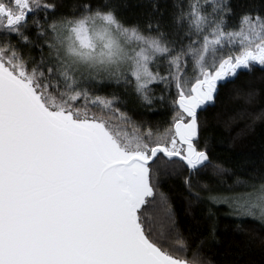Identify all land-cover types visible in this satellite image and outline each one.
<instances>
[{
    "label": "snow or ice",
    "instance_id": "snow-or-ice-1",
    "mask_svg": "<svg viewBox=\"0 0 264 264\" xmlns=\"http://www.w3.org/2000/svg\"><path fill=\"white\" fill-rule=\"evenodd\" d=\"M60 7L0 0V264H211L159 184L186 169L191 188L212 166L204 114L243 72L264 71V12L164 0L141 24L109 0ZM118 87L150 111L158 100L165 119H134ZM251 179L231 195L205 185L238 226L264 223V168Z\"/></svg>",
    "mask_w": 264,
    "mask_h": 264
},
{
    "label": "trees",
    "instance_id": "trees-1",
    "mask_svg": "<svg viewBox=\"0 0 264 264\" xmlns=\"http://www.w3.org/2000/svg\"><path fill=\"white\" fill-rule=\"evenodd\" d=\"M58 14H69L71 6L78 0H59ZM96 0H93L95 3ZM116 6L117 15L129 23L141 24L152 13L151 5L157 3L164 7V0H109ZM233 6H243L255 12H264V0H231ZM168 19L167 11L162 22ZM31 32V29H29ZM45 51H47L45 47ZM34 54L38 51L33 49ZM162 86L157 85L153 95H158ZM123 104L134 119L163 121L164 110L155 102V111L141 106L131 89L115 88ZM264 71L255 65L252 70L243 72L234 83L220 89L215 106L204 114V126L200 133L201 146L207 138V151L212 166L201 169L191 177V188L184 183L185 169L182 174L162 177L159 191L166 195L167 203L178 227L191 233V239L199 244L201 259L211 264H264V223L245 218L242 223L230 215L222 204H212L207 200V189L214 193L234 190L238 185L237 177L248 181L257 170L264 168ZM121 130L119 121H113ZM130 131V129H126ZM219 165V168H215ZM197 193L199 194L197 196ZM211 207V212L209 208ZM159 210V209H158ZM192 256L191 251L188 253Z\"/></svg>",
    "mask_w": 264,
    "mask_h": 264
},
{
    "label": "rangeland",
    "instance_id": "rangeland-1",
    "mask_svg": "<svg viewBox=\"0 0 264 264\" xmlns=\"http://www.w3.org/2000/svg\"><path fill=\"white\" fill-rule=\"evenodd\" d=\"M251 190V188H250V186H248V185H245V184H241V185H238V187H236L234 190H230V191H228L227 193H224V192H219V193H222V194H224V195H231V194H235V193H241V192H247V191H250ZM216 193H218V192H216ZM220 204H222V205H224L225 207H226V209H227V211H228V213H230V209H229V206H228V204H226V203H220ZM233 216V215H232ZM235 217V216H234ZM250 219H253V218H250ZM253 220H256V221H259V220H257V219H253ZM260 222V221H259ZM261 223V222H260Z\"/></svg>",
    "mask_w": 264,
    "mask_h": 264
}]
</instances>
